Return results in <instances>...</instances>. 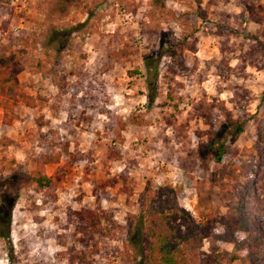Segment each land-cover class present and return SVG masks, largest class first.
<instances>
[{"label":"rangeland","instance_id":"1","mask_svg":"<svg viewBox=\"0 0 264 264\" xmlns=\"http://www.w3.org/2000/svg\"><path fill=\"white\" fill-rule=\"evenodd\" d=\"M69 27L63 47L47 44ZM0 65V181L52 180L18 189L0 264H136L137 217L157 188L264 264V0H0ZM227 116L242 129L215 137ZM221 165L232 176L208 182ZM236 185L254 241L229 211ZM218 234L200 251L232 252Z\"/></svg>","mask_w":264,"mask_h":264},{"label":"trees","instance_id":"2","mask_svg":"<svg viewBox=\"0 0 264 264\" xmlns=\"http://www.w3.org/2000/svg\"><path fill=\"white\" fill-rule=\"evenodd\" d=\"M62 2L66 0H60ZM75 27L68 29L55 30L51 29L48 33L47 44L60 49L66 44L67 38L65 34L70 33ZM54 47V48H55ZM150 58L144 59L145 71L148 74L152 73L150 65L148 64ZM1 69V65H0ZM6 84L5 79H0V89ZM145 101L146 106H150L155 98V84L154 81L145 79ZM243 122L235 121L227 116L225 123L214 132L215 137L231 136L238 133L242 129ZM219 135V136H218ZM219 137V138H220ZM208 148V149H207ZM206 154L215 163H221L225 154L223 151V143L213 146H207ZM204 162V159H201ZM241 169L244 174L254 173L251 164H242ZM232 176V172L225 168L224 165L217 170V172H210L208 174V182L221 181L225 177ZM28 180L32 181L37 187H45L52 183L50 177L35 174L27 176L22 172H15L9 177L0 181V238L8 242L10 216L16 200V194L20 186ZM238 193L233 195L229 202V211L234 218L238 230L244 233L246 238L254 241L258 233V226L254 223L248 224L244 218L241 217V199H240V185H236ZM157 188L151 195V202L148 208L144 209V203L138 215L140 225L136 234L143 230V237L146 246L137 252L136 264H255L253 256L246 249L243 242L236 241L234 235L225 233V228L216 230L217 219L212 218L207 214L204 221L198 225L190 219L188 213L177 207L173 199L168 198L167 189ZM211 189L208 187L197 194V206L204 207L210 200ZM91 216V215H89ZM94 219V218H93ZM143 222V223H142ZM209 231L216 232L218 240L233 245L232 252L221 251L218 252L216 247H211L208 254L200 251L201 242L207 237ZM135 236L132 233V237ZM225 236V237H224ZM134 238V237H133ZM244 250L243 255L238 252Z\"/></svg>","mask_w":264,"mask_h":264}]
</instances>
